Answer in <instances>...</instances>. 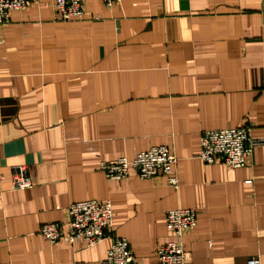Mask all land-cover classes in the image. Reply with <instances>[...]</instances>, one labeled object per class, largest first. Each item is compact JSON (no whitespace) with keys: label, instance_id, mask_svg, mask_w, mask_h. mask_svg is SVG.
I'll list each match as a JSON object with an SVG mask.
<instances>
[{"label":"crops","instance_id":"1","mask_svg":"<svg viewBox=\"0 0 264 264\" xmlns=\"http://www.w3.org/2000/svg\"><path fill=\"white\" fill-rule=\"evenodd\" d=\"M264 0H85L79 20L52 0L11 10L0 27V263L104 264L95 246L43 239L67 206L109 199L113 235L158 264L166 212L197 210L186 264H264ZM250 124L249 165L200 158L204 129ZM155 145L177 155L179 188L163 175L108 179L103 160ZM33 186L13 189L16 166Z\"/></svg>","mask_w":264,"mask_h":264},{"label":"built area","instance_id":"2","mask_svg":"<svg viewBox=\"0 0 264 264\" xmlns=\"http://www.w3.org/2000/svg\"><path fill=\"white\" fill-rule=\"evenodd\" d=\"M42 1L44 0H0V27L10 21L11 10H23L31 3ZM52 1L54 14L59 20H79L85 16V0ZM102 1L105 5L112 6L122 0ZM252 129L250 124L235 128L204 129L201 132L200 158L207 164L220 162L232 168L249 165L254 147L260 143L254 138ZM177 162L178 157L170 147L155 145L140 151L132 159L121 156L118 159L103 160L99 171H103L108 179L113 180L127 178L131 169L136 170L142 179L152 180L163 175L169 186L178 189ZM14 169L13 189L31 188L33 180L28 168L18 165ZM165 221L171 239L158 246V264H186L183 237L197 226V210L191 207L171 208L166 212ZM113 227V205L109 199H84L71 202L67 206L64 221L44 223L39 232L43 239L51 243L64 238L71 244L82 242L88 247L97 245L109 236L112 242L104 264H145L137 261L129 240L113 235ZM247 264L262 263L260 257L253 256L248 259Z\"/></svg>","mask_w":264,"mask_h":264}]
</instances>
